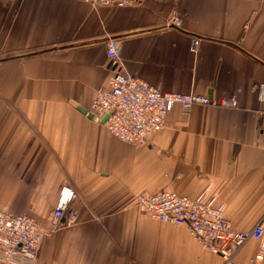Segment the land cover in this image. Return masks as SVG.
<instances>
[{"label": "crops", "instance_id": "obj_1", "mask_svg": "<svg viewBox=\"0 0 264 264\" xmlns=\"http://www.w3.org/2000/svg\"><path fill=\"white\" fill-rule=\"evenodd\" d=\"M108 39L123 74L213 103L174 106L146 147L118 140L89 110L112 75ZM64 186L77 220L59 221L35 264H221L134 200L204 193L242 232L264 218V0H0V210L48 226ZM258 250L247 242L235 264Z\"/></svg>", "mask_w": 264, "mask_h": 264}, {"label": "built area", "instance_id": "obj_2", "mask_svg": "<svg viewBox=\"0 0 264 264\" xmlns=\"http://www.w3.org/2000/svg\"><path fill=\"white\" fill-rule=\"evenodd\" d=\"M81 1L97 8L125 7L140 0ZM170 24L179 28L182 19L175 16ZM198 43V39L192 41L193 51ZM105 50L112 75L106 88L95 90L89 110L96 121L124 143L146 147L150 137L164 127L174 106H179L186 115L194 105L213 103L206 95L164 92L160 85L123 74L115 39L106 40ZM222 105L236 107L235 97ZM75 198L76 193L69 186L60 189L48 226L25 214L0 210V264H35L41 240L51 236L59 221L65 218V224L72 225L77 220L76 214L69 210ZM134 204L154 221L185 227L202 249L220 257L221 264H235V257L246 243L258 241L259 250L248 264H264V218L249 231H236L224 216V207L204 193L190 198L162 190L138 195Z\"/></svg>", "mask_w": 264, "mask_h": 264}, {"label": "rangeland", "instance_id": "obj_3", "mask_svg": "<svg viewBox=\"0 0 264 264\" xmlns=\"http://www.w3.org/2000/svg\"><path fill=\"white\" fill-rule=\"evenodd\" d=\"M167 24H168V23H167ZM167 26H168V25H167ZM70 188H71V187H70ZM73 191H74V190H73ZM74 192H75V191H74ZM75 193H76V192H75ZM76 196H77V195H76ZM75 199H76V198H75ZM71 203H72V202H71ZM71 203H70V204H71ZM38 223H39V222H38ZM72 225H73V224H72Z\"/></svg>", "mask_w": 264, "mask_h": 264}, {"label": "water", "instance_id": "obj_4", "mask_svg": "<svg viewBox=\"0 0 264 264\" xmlns=\"http://www.w3.org/2000/svg\"><path fill=\"white\" fill-rule=\"evenodd\" d=\"M105 119H106V118H105ZM105 119H104V120H105Z\"/></svg>", "mask_w": 264, "mask_h": 264}]
</instances>
